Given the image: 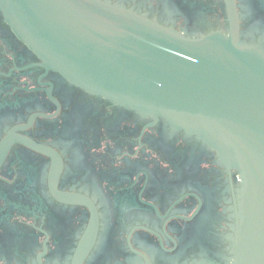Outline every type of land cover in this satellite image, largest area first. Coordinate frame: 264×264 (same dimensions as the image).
<instances>
[{"label":"flooded vegetation","instance_id":"1","mask_svg":"<svg viewBox=\"0 0 264 264\" xmlns=\"http://www.w3.org/2000/svg\"><path fill=\"white\" fill-rule=\"evenodd\" d=\"M264 51V0H103ZM245 184L209 141L51 67L0 7V264H233Z\"/></svg>","mask_w":264,"mask_h":264},{"label":"water","instance_id":"2","mask_svg":"<svg viewBox=\"0 0 264 264\" xmlns=\"http://www.w3.org/2000/svg\"><path fill=\"white\" fill-rule=\"evenodd\" d=\"M0 7L75 83L211 142L245 184L233 264H264L263 50L237 33L191 38L103 0H0Z\"/></svg>","mask_w":264,"mask_h":264},{"label":"built area","instance_id":"3","mask_svg":"<svg viewBox=\"0 0 264 264\" xmlns=\"http://www.w3.org/2000/svg\"><path fill=\"white\" fill-rule=\"evenodd\" d=\"M243 179V178H242ZM244 181V180H243Z\"/></svg>","mask_w":264,"mask_h":264}]
</instances>
